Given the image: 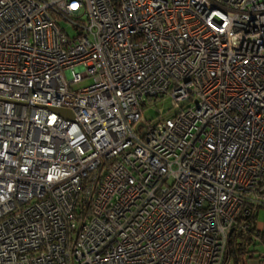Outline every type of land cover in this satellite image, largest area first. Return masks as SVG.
I'll list each match as a JSON object with an SVG mask.
<instances>
[{
	"label": "built area",
	"instance_id": "1",
	"mask_svg": "<svg viewBox=\"0 0 264 264\" xmlns=\"http://www.w3.org/2000/svg\"><path fill=\"white\" fill-rule=\"evenodd\" d=\"M263 187L264 0H0V264H221Z\"/></svg>",
	"mask_w": 264,
	"mask_h": 264
},
{
	"label": "trees",
	"instance_id": "2",
	"mask_svg": "<svg viewBox=\"0 0 264 264\" xmlns=\"http://www.w3.org/2000/svg\"><path fill=\"white\" fill-rule=\"evenodd\" d=\"M256 219L257 214L255 212H251L247 216L241 213L238 214L236 218L237 223L240 220H247L249 227L244 233L237 231L227 236L221 264H241L240 259L242 255H246L247 258L255 256L256 251L248 247L256 243L264 244V230L259 231L255 228Z\"/></svg>",
	"mask_w": 264,
	"mask_h": 264
},
{
	"label": "rangeland",
	"instance_id": "3",
	"mask_svg": "<svg viewBox=\"0 0 264 264\" xmlns=\"http://www.w3.org/2000/svg\"><path fill=\"white\" fill-rule=\"evenodd\" d=\"M67 30L70 32L71 27L67 26ZM89 82H90V78L87 77V78H83L79 82L73 83L72 85L79 86V85L88 84ZM169 104H170V101L168 99H162V100L157 101V103L153 105L151 104L150 106H147V107L142 106L141 118L146 119V120L156 118V108L161 107L163 110V113H165L167 112L166 108ZM262 217H263V211L259 210L257 221L261 222ZM248 248L256 251L254 254L255 256L253 258H250V257L247 258L246 255L245 256L242 255L240 259V263L241 264H264V258L261 257V253L264 252V244L256 243V244L250 245Z\"/></svg>",
	"mask_w": 264,
	"mask_h": 264
},
{
	"label": "water",
	"instance_id": "4",
	"mask_svg": "<svg viewBox=\"0 0 264 264\" xmlns=\"http://www.w3.org/2000/svg\"><path fill=\"white\" fill-rule=\"evenodd\" d=\"M134 126H135V127H137V126H143V123H142L141 121H138V122L135 123ZM140 135H141V133H140ZM228 232H229V233L231 232V228L229 229Z\"/></svg>",
	"mask_w": 264,
	"mask_h": 264
}]
</instances>
